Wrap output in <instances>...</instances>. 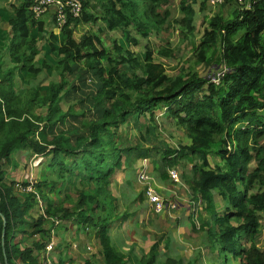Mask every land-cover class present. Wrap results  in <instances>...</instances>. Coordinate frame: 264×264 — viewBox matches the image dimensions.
Segmentation results:
<instances>
[{
    "label": "trees",
    "instance_id": "obj_1",
    "mask_svg": "<svg viewBox=\"0 0 264 264\" xmlns=\"http://www.w3.org/2000/svg\"><path fill=\"white\" fill-rule=\"evenodd\" d=\"M79 1L81 16L66 13L62 23L54 8L36 18L31 0H0V264L45 262L52 231L66 232L62 222L68 221L82 233L93 232L101 264H127L111 237L116 221L129 215L119 213L110 185L116 171L138 159L160 164L162 180L181 161L192 165L190 176L181 178L209 215L198 230H205L209 250L217 252L216 264H264V248L258 247L264 214V0L241 6L224 1L221 7L235 8L226 15L219 9L193 47L196 63L226 69L217 84L190 74L191 67L167 76L148 46L141 54L128 50L138 45L131 31L147 39L170 27V13L160 11L169 0ZM196 4L214 8L208 0H180L177 23L189 34ZM49 13L50 19H42ZM96 21L107 32L121 33L112 49L96 33L74 38L77 26ZM155 55L172 58L173 51L160 46ZM158 110L184 132L187 144L172 148L157 141ZM122 127L134 131L133 138L120 136ZM21 152L48 157L54 178L37 185L23 181L20 187L30 191L6 182L3 165ZM212 153L222 164L211 165ZM57 187L61 193L70 189L76 202L70 193H63L70 207L51 200L47 194ZM215 194L222 202L218 208ZM67 247L59 245L56 264H66ZM158 249L159 243L152 244L136 264H155ZM162 264L181 263L167 258Z\"/></svg>",
    "mask_w": 264,
    "mask_h": 264
},
{
    "label": "rangeland",
    "instance_id": "obj_2",
    "mask_svg": "<svg viewBox=\"0 0 264 264\" xmlns=\"http://www.w3.org/2000/svg\"><path fill=\"white\" fill-rule=\"evenodd\" d=\"M7 1L18 4V0ZM179 2L180 0H169L168 5L160 9L161 12L167 10L170 13L168 23V25L170 26L169 28L160 31L159 33L151 32L150 36L147 39H143L141 38V36L131 31L130 35L137 39L138 45H130L127 48L134 54H141L142 52H144L145 46L150 47L154 52V61L160 63L163 66L165 73L169 77H174L181 70H183V73L186 74L190 70V67L193 68L190 74L198 73L201 77L207 78L216 76L218 74L219 68L215 67V65L206 66L204 64L196 63V56L194 55L193 47L197 46V44L200 42L205 29L208 27L209 19L213 18L218 13L219 9H221L220 11L222 14L226 15L228 13L230 14L235 6L234 4H232L229 6L221 7L220 4L215 6L214 8H211L207 5L204 10H200L199 4L194 5L193 9L195 11V14L192 22L194 31L193 33L189 34L187 33L184 25H182L181 23H177L182 19V14L179 10ZM242 4H244V2H242ZM246 6L249 7V3H247ZM50 13L49 16H44L42 17V19H50ZM47 28H49V25H47ZM90 33L99 34L103 45L109 49H112V42L115 41L116 43H118V40H121L122 38V35L119 31L107 32L101 21H96L93 24H80L74 29V38L78 40L82 35ZM160 46H165L172 49V58H163L156 56L155 51ZM35 83L36 82H33V84ZM36 113H43V111H37ZM161 115L162 111H155L156 122L158 124V127L156 126V128L159 137L157 141H162L172 148L179 147L180 144H187L188 140L184 132L174 126H169V124L161 118ZM125 129L126 127H122L119 130L120 136H123L125 140L133 138L131 134L134 133V131H132V133L130 134L126 133ZM47 138L49 140L51 137L48 136ZM262 143L263 142H261V144ZM153 144L154 146L159 147V144ZM209 158V161L213 166L222 164L213 153L210 154ZM48 163V157L45 158L41 156L30 155L29 152L16 153L13 158H11L10 163L3 165V171L6 176L5 180L8 183L10 181L14 182L15 186L16 184L20 186L23 181H28L32 185L41 184V182L48 176L52 177L51 179L54 178L53 174L48 175ZM252 167L253 165H251V168ZM191 168L192 165L187 164L184 161H181L179 165L174 168H168L166 172L168 173L169 178L163 180V184L160 182V174L164 171H161L162 169L160 168V164L154 165L148 159H138L136 161H133L130 167L124 166L121 171H116L112 176L110 188L113 195L119 198V204H116V206L120 209L119 213H129V217L127 219L128 221H124L122 223L116 221V224L117 226H122L123 229L128 230L130 240L136 241L137 245V242H140V244H143V246L148 249V245H145L143 241L146 239L145 234L151 232L150 221L155 219L158 225V229L156 230L157 234L163 232L161 234L162 237L166 234L167 236H170V238H176V241H171L169 247L173 249L171 250L172 255L170 256L174 257L175 260H178L180 258L177 256H182L183 258H181L180 263L183 262V264H216L217 252H212L209 250V241L207 242L205 230H198V227H200L203 222L208 221L209 215L205 211L200 210V207L202 205L201 202L194 203L192 201L191 192L187 187V183H185L181 178L182 173L190 176ZM174 171L177 174V179L173 180L170 174ZM141 173L143 174V176L145 174L149 178L147 184L151 188H153V186L155 187V185H158L157 183H160L161 187H159L158 192L154 188L153 189L157 192V195L163 197L167 202L175 204V209L172 210L168 206L165 211L162 212L165 214L161 215L162 213L154 214L151 208H147L146 204L148 203L144 195L146 185L139 181V175ZM31 188L32 187H30V190H32ZM69 190L63 191V193H70V200L72 202H76L75 194H73ZM63 193H61L59 191V187H57L55 188V191L53 193H48L47 195L51 200H54L57 203H61L65 200ZM37 199L39 201L38 197ZM214 200L217 208L222 206V202L219 201V198L216 194L214 195ZM67 202L64 201V203H66V206L70 207L71 204H68ZM41 204L43 205L42 202ZM184 207L186 209L189 207V212H187ZM181 214H189V216H192L191 222L194 225L195 229H191L190 231H186L185 229L177 230L176 226L180 222H184V219L186 218L182 217ZM159 215L160 217L163 216V218H159ZM259 216L261 219L260 222L263 226V230L259 235L258 247L263 249L264 214H259ZM49 221L52 222L50 219ZM69 222L70 221L62 222L63 227H66L67 229L66 232L62 231L63 237L62 239H60V241H58V244L63 247V243H66L68 245L66 249H68V251L74 252V254H76V256L80 258V264H85L86 262H88L89 264H101L102 258L98 252L99 250L96 251L94 247L96 243L94 244L95 240H93V232L91 230H88V233H82L75 227V225L73 226ZM156 240H158V238H156ZM72 241H75V244H77L76 251L72 250ZM29 244L30 241H28V245ZM132 249L134 250V247ZM82 251L85 252V256L80 257L79 255H77L78 252L82 254ZM167 254H169V251L167 252ZM72 255L67 258L68 260L66 264H71V258H74L73 261L74 263L76 262L75 264H79L76 256L73 255V257H71ZM164 259L165 258L163 257L161 258V260L163 261ZM51 262L53 264L52 259ZM237 263L238 262H233V264ZM41 264H44V262Z\"/></svg>",
    "mask_w": 264,
    "mask_h": 264
},
{
    "label": "crops",
    "instance_id": "obj_3",
    "mask_svg": "<svg viewBox=\"0 0 264 264\" xmlns=\"http://www.w3.org/2000/svg\"><path fill=\"white\" fill-rule=\"evenodd\" d=\"M160 182L163 184V180L161 178H160ZM157 184L158 185H155V187L153 186V188L158 192V189L161 186H160V183H157ZM164 186H166V185H164ZM117 202H118L117 203V205H118L119 204V198H118ZM146 205H147V208H148L149 205L148 204H146ZM188 208L186 209L184 207V209H186L187 212H189V210H190ZM117 212H118V210H117ZM164 214L165 213H162L161 215H164ZM128 215H129V213H128ZM181 215H182V217H186V218L184 219V222H180L176 226L177 230L185 229L186 231L187 230L190 231L192 229L191 228L192 225H191L190 220H189V214H187V215L181 214ZM159 218H163V216L160 217V215H159ZM156 219H157V217H156ZM126 221H128V220H126ZM150 225H151V232H148V234H145L146 239L143 241V243L145 245H148V247H149L148 249H146L145 246H143V244H140V242H137L138 243V245H137L136 241L130 240L129 239L128 230L123 229L122 226H117V224L114 225V227H113L114 229L112 230V237H111L112 238V242L116 244L117 250L122 252V254L125 257V260L127 261V264H136V262L139 261L142 258L143 255L146 256L148 254V251H149L150 247L154 243H159V249H158L159 253H158V256L156 258L155 264H162L163 263V260H161L162 257L165 258V259L169 258V259L175 260L174 257L170 256V255H172L171 250H173V249H171L169 247H170L171 241H176V238L175 237L174 238H170V236H167L166 234L162 237L161 234L163 232H160V234H157L156 230L158 229V225H157V221L155 219L150 221ZM62 237H63V232L61 230L54 232V244H55V246H54V248H53V250H52V252L50 254V257L52 259H54L53 264H56L55 262H56V259H57L58 248H59L58 241H60V239H62ZM156 238H158V240H156ZM93 240H95L94 237H93ZM169 240H170V243H169V246H168L167 242ZM73 243H76V242L72 241L71 245ZM94 244H95V242H94ZM94 247H95V250L98 251L97 244H95ZM133 247H134V250L132 249ZM135 247H136L137 250L135 249ZM144 249H145V251H144ZM73 251H76V250H73ZM168 251H169V254H167ZM66 254H67L68 257L70 255H72V254L76 256V254H74V252L68 251V249L66 250ZM73 255L71 257H73ZM77 255H79L81 257V256H85L86 254H85V252L82 251V254L78 252ZM77 257L78 256H76V259L79 261V264H80V262H81L79 260L80 258L79 257L77 258ZM177 257H180V258L178 260H176V261H179V260H181V258H183L182 256H177ZM73 259L71 258V262H70L71 264H75L76 263V262L74 263ZM181 264H183V262H181Z\"/></svg>",
    "mask_w": 264,
    "mask_h": 264
},
{
    "label": "built area",
    "instance_id": "obj_4",
    "mask_svg": "<svg viewBox=\"0 0 264 264\" xmlns=\"http://www.w3.org/2000/svg\"><path fill=\"white\" fill-rule=\"evenodd\" d=\"M224 1L233 2L236 4H242V2L245 3L246 0H209V4L212 7H215L217 5H220L224 3ZM30 5V11L34 14V17L38 18L45 12H49V8H54L56 11V16L58 22H64L66 19V13L70 14L72 18H78L81 16L82 13V5L79 0H65L62 2V0H31ZM249 8V7H247ZM226 72L225 68H219L218 74L216 76L209 77L210 81L217 84L218 81L221 79L223 74ZM171 178L177 179L176 172H171ZM139 181L142 182L144 185H146V189L144 192L145 199L151 208V210L154 212V214H161L165 211V209L169 206L172 210L175 209V204H171L170 202H167L163 197L160 195H157V192L148 186L149 178L144 174L141 173L139 175ZM146 181V182H145ZM18 190L22 191H30V187H28L26 190L22 189L18 184L15 186ZM52 222H55L56 225H58V221L55 219H50ZM54 232L51 233V239L45 246L44 255L46 258V261L44 264H52L50 254L54 248ZM72 249H77V244H72Z\"/></svg>",
    "mask_w": 264,
    "mask_h": 264
},
{
    "label": "water",
    "instance_id": "obj_5",
    "mask_svg": "<svg viewBox=\"0 0 264 264\" xmlns=\"http://www.w3.org/2000/svg\"><path fill=\"white\" fill-rule=\"evenodd\" d=\"M2 222H3V225H4V223H5L4 219H2ZM5 264H7V262H6V261H5Z\"/></svg>",
    "mask_w": 264,
    "mask_h": 264
}]
</instances>
